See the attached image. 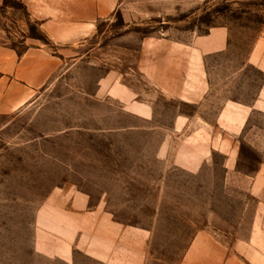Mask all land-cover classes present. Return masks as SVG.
<instances>
[{
  "label": "rangeland",
  "instance_id": "374dc122",
  "mask_svg": "<svg viewBox=\"0 0 264 264\" xmlns=\"http://www.w3.org/2000/svg\"><path fill=\"white\" fill-rule=\"evenodd\" d=\"M26 11L0 0V40L18 53L66 50L26 105L0 113V264H65L34 245L53 189L70 215L72 196L86 197L72 227L89 249L93 233L108 232L119 261L184 264L193 235L209 228L228 253L196 262L264 264V220L253 221L264 218V111L252 108L241 128L234 121L237 109L264 103V0H116L63 45ZM221 29L225 46L195 58L196 39ZM196 78L197 98L171 92L190 95ZM142 100L148 118L130 111ZM204 148L193 167L181 163ZM225 156L253 177L248 191L225 189ZM97 215L113 223L94 224Z\"/></svg>",
  "mask_w": 264,
  "mask_h": 264
},
{
  "label": "crops",
  "instance_id": "0c3cea01",
  "mask_svg": "<svg viewBox=\"0 0 264 264\" xmlns=\"http://www.w3.org/2000/svg\"><path fill=\"white\" fill-rule=\"evenodd\" d=\"M21 1L26 7L27 15L39 22L40 29L46 34L47 38L54 43L63 45L74 42L85 34L87 35L95 27L98 18L107 8L113 7L116 0ZM225 34L226 32L221 29L220 31L214 30L209 34L198 37L194 47L195 58L198 59L200 53L220 51L226 44ZM64 49L58 47L57 50H48L44 46L33 44L26 46L22 53H18L10 44L0 40V113L15 111L26 105L34 96L35 91L46 83L54 73L61 59L65 56L63 53ZM202 82L199 79L195 83L194 90L190 91V95L179 93L177 87L174 89L176 86L174 84L169 87H172L171 92L174 95L195 99L202 93ZM151 107V102H145L144 100L134 101L130 111L140 117L148 118ZM242 108L237 109L238 114L235 115L236 118L234 120L236 122L238 120L239 128L246 122L248 112L252 108L264 111V103L255 99L251 106H246V109L244 106ZM220 112L224 113V109L222 108ZM223 113H221V116ZM245 140L257 147L255 140L251 138H245ZM207 150L208 148H204V151L188 156L181 163L185 166L193 167L195 159L198 160L207 156ZM223 164L226 166L225 189L238 192L248 191L252 186L253 177L249 173L246 174L236 170L233 161L227 156H225ZM51 192V199H48L35 215L40 229H37L35 234L34 245L39 253L50 259L56 257L65 264H72V254L75 248L84 251L87 256H90L99 264H131L130 260L119 261L120 259H117L112 253V247L115 242L111 241L108 232L93 233L92 247L89 249L83 240V236H81L80 229L74 230L72 226L75 223L79 224V222H82L83 217H85V215L77 214L87 204L86 197L83 194L78 193V195H73L70 199L69 207L77 211L76 215H70L72 212L64 210L62 199L59 198L60 192L58 193L54 189ZM263 220L264 218L261 215L259 218H253V221L257 224ZM94 221V224L113 223V220L107 215H97ZM208 229H201L193 235V239L186 253H184V264H209L198 263L195 258L207 254L220 257L228 253V250L222 246L223 242L222 244L217 241V243L214 242L222 239L216 238ZM243 253L237 251L235 254L241 255Z\"/></svg>",
  "mask_w": 264,
  "mask_h": 264
}]
</instances>
